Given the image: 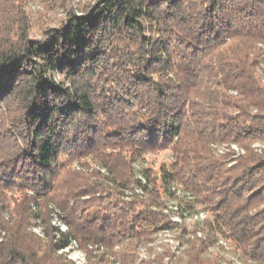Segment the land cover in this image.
<instances>
[{
  "label": "trees",
  "instance_id": "obj_1",
  "mask_svg": "<svg viewBox=\"0 0 264 264\" xmlns=\"http://www.w3.org/2000/svg\"><path fill=\"white\" fill-rule=\"evenodd\" d=\"M53 1L66 19L37 16L35 39L26 0H0V264H75L60 253L73 241L88 264H216L202 253L219 237L264 264V0ZM232 143L245 153L212 148ZM164 151L169 166L146 168ZM135 163L145 196L125 200ZM172 186L205 206L192 232L162 210L195 208ZM175 228L178 255L141 259Z\"/></svg>",
  "mask_w": 264,
  "mask_h": 264
},
{
  "label": "built area",
  "instance_id": "obj_2",
  "mask_svg": "<svg viewBox=\"0 0 264 264\" xmlns=\"http://www.w3.org/2000/svg\"><path fill=\"white\" fill-rule=\"evenodd\" d=\"M234 95H236V92H232ZM213 149L216 151L217 155L219 156H224L225 154L231 152L234 154V158H238L239 156L243 155L245 153V151L240 148L237 144H221V145H213L212 146ZM253 148L256 152L258 153H262L264 150V142H257L253 144ZM232 164H230L229 166H231ZM134 167V171L136 173L137 178L141 181L142 186H138L135 187L134 189H130V190H125L124 191V199L125 200H131L134 197H140L143 198L145 196V190H144V186H147V181L146 179L142 176V174L140 173L141 170V163H135L133 165ZM79 169V167H78ZM98 169L101 171V173H103L104 175H108L106 169H103L102 167H98ZM171 192L175 195V197H177L178 199H182L185 200L187 203H192L194 205V210H188V209H183L179 206V203L176 199L172 198V197H166L165 201H164V206H163V212L170 218V220L177 225H181V224H187V225H191V224H203L204 221L206 220L208 214L205 210V206H200L194 203V196L191 193H188L186 191H184L183 189L177 187V186H172L171 187ZM60 213V211L58 209H55V214L53 217V224L57 227H59L61 229V231L66 232L67 231V227L66 225H64L58 218V214ZM40 230V227L35 228L34 230ZM207 232V230H206ZM205 232V233H206ZM41 236H43L42 231H41ZM176 237L174 238V242H177V245L171 244V249L173 250V252L175 253V255L179 254V251L177 250L180 247V243L179 239H177L178 235H179V231L177 228L173 229V230H164L162 232H160L159 234L155 235L154 237V242L149 244L148 246L144 245L140 248V256L141 259H149V258H154L155 254H152L151 257L149 256V248H153L155 249V241L158 240V237L161 235H175ZM203 231H198L197 235L199 237L203 236ZM222 237H219V239L217 240V246L220 247V249L222 250L221 252L224 251H233V248L228 244V242L226 240H222ZM211 248V247H209ZM79 251L78 245L75 241L72 242L71 246L63 249L60 251V253L63 252H69V250H75ZM156 250V249H155ZM83 252V251H82ZM81 253V252H80ZM155 253V252H154ZM82 257L84 258V260L86 259V256L82 255ZM231 261H233V264H243L241 261H239V259L237 258V255H234L233 252V257L231 258ZM250 264H254L251 263Z\"/></svg>",
  "mask_w": 264,
  "mask_h": 264
},
{
  "label": "rangeland",
  "instance_id": "obj_3",
  "mask_svg": "<svg viewBox=\"0 0 264 264\" xmlns=\"http://www.w3.org/2000/svg\"><path fill=\"white\" fill-rule=\"evenodd\" d=\"M89 1L90 0H72L73 7L76 10L77 14H81L80 9L83 8L86 4H88ZM53 3H54L53 0H26V3H25L26 11L30 15L31 19L33 20V25H34V28L30 34L32 38H35V39L42 38V34H41L42 30L38 28L39 27V24H37L38 21L42 22V28H47V27L53 28V27L59 26L63 21H65L66 16H67V12L65 11V8L62 7L60 4L55 6ZM37 16L40 18L38 21L36 19ZM260 77H261V81L264 82V62L261 65ZM57 79L60 81L62 80V77L57 76ZM252 148H253V145H252ZM171 163H172V158H171V153L169 151H164V152L157 153V154H147L145 156V161H144V165L146 166V168L147 167L153 168L154 171L157 173H159V170L162 166L167 167ZM76 169H78V166H76ZM194 225L192 226L188 225L186 227L188 232L194 231L195 229ZM33 231L37 235L41 236L40 230L36 229ZM180 235L181 234L179 232L177 239H179ZM175 237H176V234L172 236L171 235L159 236L158 240L155 241L156 250H154V252L163 253L167 249L169 248L171 249V244L177 245V242H174ZM221 239L223 241L225 240L224 238H221ZM216 243L217 242H214V244L210 246L211 248L207 249L206 251L207 253L205 255L204 253H202V258L204 259L205 257H208L211 260H214L216 264H230L229 262L231 261V258L233 257V251L223 250V252H221L222 250L220 249V247L217 246ZM76 250L77 249L69 250V252H63V257L69 261H72L75 264H88L87 257L85 260L82 257V255L86 256L85 252H82L81 249H79L81 253ZM182 264H187V255H185V259L183 260Z\"/></svg>",
  "mask_w": 264,
  "mask_h": 264
}]
</instances>
